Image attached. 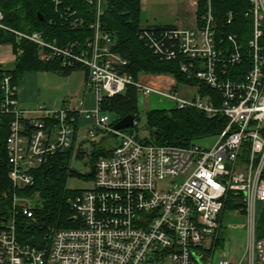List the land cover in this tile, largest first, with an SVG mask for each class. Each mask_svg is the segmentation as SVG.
<instances>
[{
	"label": "built area",
	"instance_id": "built-area-1",
	"mask_svg": "<svg viewBox=\"0 0 264 264\" xmlns=\"http://www.w3.org/2000/svg\"><path fill=\"white\" fill-rule=\"evenodd\" d=\"M81 1L92 10L81 15L65 0H52L69 29L89 32L65 45L39 32L11 29L0 11L1 31L13 34L17 43L35 45L41 61L58 60L63 69L84 70L85 98L94 96L89 110L85 99L65 102L58 110H23L17 84L3 73L0 117H12L6 159L13 193L10 215L0 219V264H212L226 211L245 216L246 242L239 256L223 253L216 264H264V228L257 233L264 217V0H250L244 16L251 24L244 42L224 29L232 23V13L217 27L213 0H206L199 25L169 31L173 50H161L151 39L154 55L165 61L182 58L180 70L187 80L215 93L205 97L197 92L192 99L125 73L128 61L114 52L102 20L106 0ZM193 7L196 14L197 0ZM22 52L17 49L18 55ZM127 85L142 98L154 94L175 108H195L208 118L221 115L226 125L211 148L156 145L128 131H114L101 106L105 97L124 92ZM85 122L88 139L109 133L117 142L96 162L93 187L68 198L74 226L37 224L44 232L35 238L29 227L37 223L40 197L20 198L16 192L33 186L36 170L76 144ZM166 181L165 188L159 187ZM22 220L30 224L19 236Z\"/></svg>",
	"mask_w": 264,
	"mask_h": 264
},
{
	"label": "trees",
	"instance_id": "trees-1",
	"mask_svg": "<svg viewBox=\"0 0 264 264\" xmlns=\"http://www.w3.org/2000/svg\"><path fill=\"white\" fill-rule=\"evenodd\" d=\"M65 1L71 4L72 8L78 10L81 15L92 10L91 6L81 0ZM206 5V0H197L195 14L197 25L201 23V16L206 10ZM249 7L250 0H213L211 3L212 14L217 27L225 24L229 13L233 14L232 23L224 29L229 33L236 34L240 42L247 39V30L249 32L251 20L244 16ZM0 11L4 15L3 23L11 29L25 33L39 32L49 41H56L58 45L80 40L89 33L86 30L69 29L66 20L60 15V11L54 10L52 0H0ZM139 11V0H106L104 6L102 20L114 40V52L128 61V66L124 70L125 73L134 80H139L141 76L169 75L176 82V86L172 89L173 92H176L179 84H184L197 87L198 92L205 97L215 94L205 84L187 80L185 74L180 70L182 58L165 61L161 56L153 54L149 49L151 39L159 44L161 50L174 49V41L169 38L168 33L176 27L171 25L142 27L138 19ZM140 36L146 41L140 39ZM0 44H10L16 56L12 69L6 71L0 69V80L4 72L11 75L12 83L17 84L22 76L29 72L50 70L70 73L80 70V68L63 69L58 60L41 61L38 58L35 45L26 40L17 43L13 34L1 30ZM17 49L23 50L21 55L17 54ZM137 98L138 92L133 85H127L124 92L120 94L104 98L101 106L102 111L104 113L113 112L118 115V119L110 124L111 127L128 114H134L137 122ZM146 116V129L150 132L149 139H145L146 142L178 147L191 146L197 140L215 137L224 129L227 122L221 115L208 118L204 112L195 108L148 110ZM11 120L10 115L0 117V219H5L10 215V197L13 193L11 182L7 176L6 159V139ZM135 130H137V124L128 132L134 134ZM110 137L115 139V136L109 133L101 135L102 141ZM110 149H100L94 153L90 160L92 165L91 177L94 176V168L98 159L107 156ZM69 151L53 155L46 164L35 171L34 185L17 191L18 194L28 196L39 193L42 203V208L37 212V223L30 224L27 222L26 224L24 220L18 222L19 236L26 234L25 229L27 228L24 226L28 223L35 238H40L44 232L37 227V224L43 223L61 228L74 226V223L70 221L72 212L67 200L78 192L65 189V179L70 174L67 168ZM263 228L264 217H261L257 223V233L258 229Z\"/></svg>",
	"mask_w": 264,
	"mask_h": 264
},
{
	"label": "rangeland",
	"instance_id": "rangeland-1",
	"mask_svg": "<svg viewBox=\"0 0 264 264\" xmlns=\"http://www.w3.org/2000/svg\"><path fill=\"white\" fill-rule=\"evenodd\" d=\"M191 0H139V24L143 26L153 27L160 25H175L180 28H191L194 24L195 14L190 6ZM32 74L33 83L31 85L30 103L24 107L25 110H38L41 108L58 110L62 104L69 101L86 100V109H92L94 106V96L90 93L85 98V71L75 70L70 73H61L50 70H39L36 72L27 73L26 76ZM25 75L19 80V83L27 87L30 84L28 77ZM140 78H143L141 76ZM28 88V87H27ZM198 88L179 84L176 94L180 98L192 99L197 95ZM84 100V101H85ZM147 101V100H146ZM146 103V102H145ZM138 119L137 130L133 133L141 140L149 139L150 132L146 129V111L148 110H173L174 103L169 102L165 98L158 95H151L149 99V108L144 107L143 98L138 95ZM148 105V104H147ZM111 123L118 119V115L113 112L107 113ZM86 125L82 124L80 128V136L69 149L68 172L65 179V189L73 192H80L91 189L94 181L91 177L92 165L90 160L95 152L100 149H110L116 144L117 140L108 138L101 139L98 135L94 140L88 139L86 136ZM216 141L215 137H209L195 142L196 145L202 148H211ZM95 161V159H93ZM170 181L160 184L159 187L165 188ZM20 198H32L39 196V193H34L30 196L18 194ZM41 201V200H40ZM223 233L221 240L212 256V264H216L224 253L227 258L230 256H239L243 251L246 242V218L243 214L237 212L226 211L222 221ZM208 243L203 245L204 249H208Z\"/></svg>",
	"mask_w": 264,
	"mask_h": 264
},
{
	"label": "crops",
	"instance_id": "crops-1",
	"mask_svg": "<svg viewBox=\"0 0 264 264\" xmlns=\"http://www.w3.org/2000/svg\"><path fill=\"white\" fill-rule=\"evenodd\" d=\"M196 0H191L190 2V6L194 9L193 12L195 14V8L193 7V3ZM196 23V16L194 19V24L193 27L195 26ZM162 26V25H160ZM171 26H175V25H171ZM145 27V26H143ZM178 27V26H175ZM180 28V27H178ZM192 28V27H191ZM16 56L13 52V48L10 44H0V69H4V70H10L13 68L14 62H15ZM31 73V72H29ZM25 76L27 75L24 74ZM28 77L30 84H27V87L23 86V84L19 83V81L17 82V102H18V106L19 108L24 109V107L28 106L30 103V95H31V91L33 90L31 85H34L33 83V76L32 74H30ZM139 80H141L143 83H148L149 85L153 86L154 88L163 90V91H172V89L176 86V82L175 80L169 76V75H157V76H143V78H140ZM177 91V88H176ZM151 98V96H149L148 98H143V102L144 105H146L144 107V109H148L149 108V99ZM147 100V101H146ZM146 102V103H145ZM148 104V105H147ZM138 105V104H137ZM219 245V243H218Z\"/></svg>",
	"mask_w": 264,
	"mask_h": 264
},
{
	"label": "water",
	"instance_id": "water-1",
	"mask_svg": "<svg viewBox=\"0 0 264 264\" xmlns=\"http://www.w3.org/2000/svg\"><path fill=\"white\" fill-rule=\"evenodd\" d=\"M136 125V116L134 114H128L113 125L114 131H128L134 128Z\"/></svg>",
	"mask_w": 264,
	"mask_h": 264
}]
</instances>
